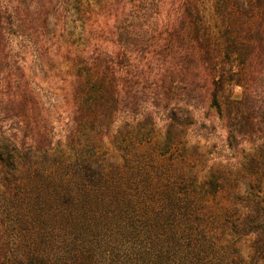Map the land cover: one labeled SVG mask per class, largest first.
Masks as SVG:
<instances>
[{"label": "trees", "instance_id": "16d2710c", "mask_svg": "<svg viewBox=\"0 0 264 264\" xmlns=\"http://www.w3.org/2000/svg\"><path fill=\"white\" fill-rule=\"evenodd\" d=\"M199 1L0 0V264H264V0Z\"/></svg>", "mask_w": 264, "mask_h": 264}, {"label": "rangeland", "instance_id": "374dc122", "mask_svg": "<svg viewBox=\"0 0 264 264\" xmlns=\"http://www.w3.org/2000/svg\"><path fill=\"white\" fill-rule=\"evenodd\" d=\"M202 7L203 14L206 18V20L209 23H212L213 21V16L211 12V5L213 0H200L199 1ZM240 87L236 86L234 82L229 83L226 88H225V96H230V97H237L239 95ZM214 126H215V131L214 135L208 138L209 144H213V142L218 143V148L222 145L224 142L223 138L225 135L224 128L222 127V121L218 118H215L214 121Z\"/></svg>", "mask_w": 264, "mask_h": 264}]
</instances>
